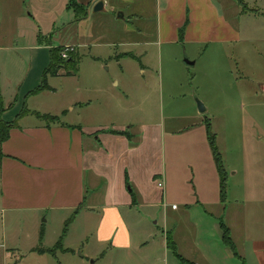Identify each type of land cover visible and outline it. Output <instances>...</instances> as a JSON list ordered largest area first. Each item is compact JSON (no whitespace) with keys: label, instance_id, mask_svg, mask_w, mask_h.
I'll use <instances>...</instances> for the list:
<instances>
[{"label":"crops","instance_id":"crops-1","mask_svg":"<svg viewBox=\"0 0 264 264\" xmlns=\"http://www.w3.org/2000/svg\"><path fill=\"white\" fill-rule=\"evenodd\" d=\"M97 2H102V9L94 12L92 8ZM14 3L18 8L19 23L31 18L38 27L40 18L37 17L46 12L69 14L68 17L72 18L68 23L69 37L74 36L73 25L85 22L86 32L82 35L87 42L112 46L114 49L108 58L117 66L124 60L137 63L136 67L131 65L130 70L142 77L150 71L140 63L144 57L142 54L146 53L135 54L133 50L121 47L138 45L148 32L156 40L151 42L153 46L188 43L201 46L198 57L203 56L210 45L233 50L240 43H251L254 38L264 44V0H17ZM23 9L29 12L27 18L22 14ZM5 14L6 9H0V17ZM50 35L47 36L49 39L52 38ZM39 37L44 38L38 34L37 42L42 41ZM87 42L81 38L60 46L74 48V55L78 57L76 74L68 78L78 77V47L87 45ZM198 57L192 59L194 64L190 66L196 64ZM91 59L97 61L96 57ZM43 67L41 61L35 65L33 60V66L23 75L21 96L16 93L6 100L0 97L1 119L5 122L15 120L8 138L1 145L0 255L4 261L13 259L14 264L26 256H33L35 264H49L47 260L57 261L56 264H86L85 261L90 260V264H96L98 259L104 260L112 253L116 258L124 256L126 259L132 254L140 262L151 263L154 255L149 248L155 237L150 229L140 232L139 224L143 218L137 214L141 206H167L163 199L164 181L160 178L163 166L161 128L155 121H148L144 126L132 123L129 118L139 114L141 119L149 114L140 102L135 104L126 95L121 97L110 90L119 86L114 80L109 82L110 86L101 82L93 84L86 89L90 96L84 101H76L69 108L78 118L84 109L86 124L69 123L51 115L58 121L47 125L34 114L49 116L50 113L43 108L45 106H29L32 99L57 92L48 76L46 86L49 89L32 94L41 82ZM18 100H22L19 111L20 104L15 106ZM25 109L27 114L23 113ZM65 112L60 111L58 115L67 117ZM12 113L15 117L6 119ZM113 132H126L128 136ZM229 175L234 177L237 174L232 171L227 175L225 171L224 186ZM156 180L161 182V187L156 185ZM195 201V207L202 206V201ZM219 201L224 213L226 201L220 196ZM184 208L185 213L189 206ZM171 209L176 211L177 207ZM207 216L213 221L210 231L216 239L214 243L224 244L219 227V223L224 225L221 218L210 213ZM67 220L65 236L61 240V248L66 251L57 250L53 256L33 251L39 243L43 248H52ZM49 222L56 226L47 233ZM224 227L229 230L234 245L233 250L222 245L227 260L235 257L246 264L245 256L249 255L248 264H264V228L260 218L245 216L241 222L242 241L247 245L243 249L244 256L236 248L231 227L228 224ZM144 237L150 238L147 245H144ZM161 240L164 258L170 254L176 259L166 247L165 237ZM205 243L211 242L194 236L188 246L193 248L191 254L195 252L197 260L203 258L208 262L210 256L204 250L209 246ZM174 246L183 261L193 264L189 259L194 257L181 253L175 241Z\"/></svg>","mask_w":264,"mask_h":264},{"label":"rangeland","instance_id":"rangeland-1","mask_svg":"<svg viewBox=\"0 0 264 264\" xmlns=\"http://www.w3.org/2000/svg\"><path fill=\"white\" fill-rule=\"evenodd\" d=\"M4 1L7 3L3 4ZM14 1L0 0V9H6L5 17H0V97L5 100L16 93L21 96L24 91L23 75L33 66V60L35 65L41 61L46 68L50 48L60 47L69 40L77 42L81 38L87 42L82 35L86 32L85 22L73 25L71 31L74 36H68V23L72 18L66 13L46 12L39 15L38 27L31 18H27L26 13L29 12L23 9L22 14L27 19L19 23L18 8ZM38 34L44 37L40 42L36 39ZM49 35L51 39L47 37ZM151 35L148 32L147 37L134 47H121L133 50L135 54L146 53L142 54L144 57L140 63L150 71L143 77L130 70V66L136 67L137 63L124 60L117 66L113 59H109L114 49L112 46L87 42V45L78 47V77L49 76V82L57 89L56 94H42L34 98L36 104L32 99L29 106L42 108L44 105V110L50 115L59 116L63 121L86 124L84 109L79 112L78 118L69 108L76 101H84L90 96L86 89L93 84L101 82L104 86H110L109 82L114 80L119 86L110 90L121 97L126 95L135 104L140 102L143 110L149 114L141 119L139 114L129 118L132 123L144 126L148 121H155L163 132L160 178L164 181L163 199L167 206H141L137 214L143 218L139 224L140 232L150 229L155 237L152 249L149 248L154 259L147 263L140 262L132 254L126 259L119 255L116 258V254L112 253L104 260L98 259L96 264H175L179 261L170 254L165 258L163 256L160 242L162 237H166V232L170 233L168 236L171 235L180 252L194 257L193 260L189 259L193 264H245L235 257L227 260L222 251L224 244L214 243L216 239L210 231L213 221L207 215L218 216L224 225L231 227L240 255L247 247L241 236L244 217L260 218L264 228V44L254 38L251 43H240L233 50H227L226 46L215 48L210 45L204 55L198 57L201 46L195 47L189 43L153 46L151 42L156 40ZM46 38L47 41L44 40ZM92 57H96L97 61L93 62ZM195 57H198L195 65L185 63V60L192 63ZM30 83L31 77L28 85ZM19 84H22L21 87H18ZM22 100L16 101L15 106ZM197 102L203 106V113L197 111ZM21 107L22 104L17 111ZM64 110L67 117L63 118L58 113ZM15 113L6 119L14 118ZM207 123L214 137L216 151L221 156L223 170L227 175L232 171L237 174L234 177L229 175L225 183L224 213L219 201V178L207 141ZM195 199L202 201V206L195 207ZM172 204L177 207L176 211H172ZM185 205L189 208L184 213ZM55 226L49 222L47 233ZM194 236L197 239L207 238L211 242L205 243L210 248L204 250L210 256L208 262L203 258L197 260L195 252L191 254L193 248L189 249L188 243L193 241ZM149 241L150 238H145L144 245ZM78 252H75L76 255ZM245 258L250 263L249 255ZM56 262L47 260L49 264ZM85 262L90 264V260ZM14 263L13 259L4 261L0 255V264ZM17 264H35V259L26 256Z\"/></svg>","mask_w":264,"mask_h":264},{"label":"trees","instance_id":"trees-1","mask_svg":"<svg viewBox=\"0 0 264 264\" xmlns=\"http://www.w3.org/2000/svg\"><path fill=\"white\" fill-rule=\"evenodd\" d=\"M82 12H84V9H82ZM85 15V12L83 13ZM181 34V31H180ZM42 40V37H39V41ZM65 49V46L62 47H57V48H50L48 50V55H49V64L48 66L42 71V77H41V82L40 84L34 89V91L32 92V94L34 93H38L41 91H46L49 89V87L46 86V79L48 78V76H72L74 74H76V68H77V61H78V57H76L74 55V53H69L68 54V59H61L60 54L61 52ZM60 71H63V74H60ZM3 112V107L1 106L0 103V160L2 158V153H1V145L2 143L8 138L9 136V130L10 128H12L15 124V120L12 122H5L1 119V114ZM25 114L28 113V111L25 109V111L23 112ZM35 116L37 118H39L40 120L44 121L47 125H49L50 123H56L58 121V118L55 116H51V115H38L37 113H34ZM20 117V116H18ZM19 119V118H16ZM207 127V141L209 142L210 145V149L212 152V157L214 159V163H215V169L218 173L219 176V196L220 199H224L225 197V186H224V182H225V171H223L222 165H221V159L219 154L216 151V147H215V142H214V137L213 135L210 134V127L209 124H206ZM117 135H121V136H128V134L126 132H113ZM126 186H128L127 180L125 181ZM68 220L67 222H65L62 232H61V236L59 238V240L57 241V243L52 247V248H43L40 243L38 244V246L36 248L33 249V251L37 254H48L53 256L54 252H56L57 250H61V251H66V250H62L61 248V240L62 238L65 236V230L68 224ZM219 227L222 230V240L224 242L225 245H227L229 248H231L233 250L234 245H232L231 240H230V236H229V230H227L224 225L222 223H219ZM170 234V233H168ZM168 234H166L165 237V242H166V247L169 249V251L172 253V255L177 259V261H179V264H189L187 263V261H183V259L179 256V254L176 251V247L174 246V243L172 241V237L171 235L168 236Z\"/></svg>","mask_w":264,"mask_h":264},{"label":"water","instance_id":"water-1","mask_svg":"<svg viewBox=\"0 0 264 264\" xmlns=\"http://www.w3.org/2000/svg\"><path fill=\"white\" fill-rule=\"evenodd\" d=\"M102 9V2H97L94 6H93V8H92V10L94 11V12H97V11H100ZM185 63L187 64V65H192L193 63H189L187 60H185ZM197 111L199 112V113H203L204 112V108H203V106L199 103V102H197ZM129 190V189H128Z\"/></svg>","mask_w":264,"mask_h":264},{"label":"built area","instance_id":"built-area-1","mask_svg":"<svg viewBox=\"0 0 264 264\" xmlns=\"http://www.w3.org/2000/svg\"><path fill=\"white\" fill-rule=\"evenodd\" d=\"M73 51L74 50L72 47H65V49L60 54L61 59H68V54L71 52L74 53ZM156 185L161 187V182L156 180ZM171 208H175V206H171Z\"/></svg>","mask_w":264,"mask_h":264}]
</instances>
